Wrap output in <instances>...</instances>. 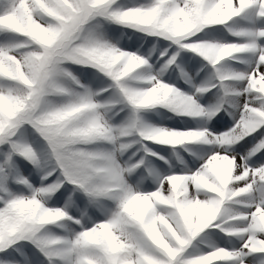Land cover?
I'll return each instance as SVG.
<instances>
[{"label": "snow or ice", "instance_id": "6c2138e0", "mask_svg": "<svg viewBox=\"0 0 264 264\" xmlns=\"http://www.w3.org/2000/svg\"><path fill=\"white\" fill-rule=\"evenodd\" d=\"M137 6H143L150 18L167 12L168 18L179 17L194 23V34L187 38L180 35L157 37L197 53L213 68L224 61L236 60L240 54L254 56L252 60L239 61L248 64L244 71L217 72L221 87L228 90L231 82H239L238 90L232 94L243 97L239 119L231 129L214 135L206 129L177 131L152 126L149 128L152 138L147 141L157 143L163 136L176 131L194 135L183 137V142L158 144L199 141L231 146L264 128V44L257 42L264 39V28L255 31L229 28L231 34L242 38L243 42L213 43L201 41L196 36L206 27L228 24L248 9H253L255 15L264 20V0H148ZM120 7L118 0H107L103 9L95 0H0V32L23 38L0 45V264H30L23 251L28 244L47 264H245L250 255H259L258 264H264V165L250 167L246 163L248 158L264 150V135L246 156L238 158L229 151H217L198 170L168 175L154 191H138L143 205L137 204L136 196L129 195L123 202L126 212L138 221L146 212L153 215L152 222L140 224L149 246L147 250L138 245L125 248L112 243L111 225L104 220L94 222L91 227L81 226L80 231L60 237V243H52V237L58 236L48 234L45 231L48 226L66 220L80 225V220L65 215L62 221L52 222L51 216L35 215L40 189L54 187L53 181L63 182L59 190L65 183L73 185L74 190L82 192L93 204L113 199L120 187H126L128 193L133 192L125 184V173L131 168L122 167L111 153L88 150L83 138L97 126L95 120L89 122L87 130H68L62 126L80 105L70 104L49 116L38 115L36 109L41 96L51 99L71 96L74 89L82 87L76 76L64 71L65 65L89 67L79 62V58L90 51L83 41L98 26L102 10L111 12ZM196 44H203L204 48L185 47ZM175 59L173 54L166 66ZM91 68L118 87L119 71L109 67ZM152 83L162 95L153 93L138 100L137 94H128L136 111L161 104L178 114L193 117L207 115L211 118L219 111L217 108L206 112L193 96L160 80ZM207 90L196 89L198 93ZM106 91L108 88H102L95 93L100 95ZM168 97H172L171 102ZM86 101L87 97L81 98L82 104ZM25 126L44 142L39 151L22 138ZM127 147V144H120L121 151ZM14 156L39 168L41 181L53 175L56 179L33 188L27 179L19 178L16 182L26 185L30 194H12L3 182L8 179L6 169L11 168ZM95 161H103L100 170L109 177L103 184L93 181ZM48 162L52 163L50 168ZM253 192L259 193L258 197ZM227 205H242L247 211H232ZM138 207L142 210L138 211ZM59 209L61 213L66 212L64 208ZM157 209L171 213L170 227L159 225L157 230ZM210 228L238 237L242 241L240 247H214L203 254L189 253L193 239ZM94 252L99 253L98 260Z\"/></svg>", "mask_w": 264, "mask_h": 264}, {"label": "rangeland", "instance_id": "374dc122", "mask_svg": "<svg viewBox=\"0 0 264 264\" xmlns=\"http://www.w3.org/2000/svg\"><path fill=\"white\" fill-rule=\"evenodd\" d=\"M147 2L148 0H118L122 6H133ZM100 25L101 30L110 38H121L119 44L121 48L137 52L148 59L149 65L146 68L148 74L156 76L161 82L175 87L185 95L193 96L206 112L219 109L216 115L211 118L207 115L193 117L178 114L167 107L157 105L135 111L136 118L142 123L177 131L206 129L217 135L231 129L239 119L243 97L232 94L233 91L238 90L239 82H231L230 88L226 90L221 87L217 72L221 70L244 71L248 64L239 61L252 60L254 59L253 54H240L236 60L224 61L221 65L213 68L197 53L188 49H180L170 41L140 33L133 34L126 28L103 20L100 21ZM229 28L234 31H255L264 28V20L258 18L253 9H248L238 17L233 18L228 24L206 27L196 36L201 41L213 43L243 42L242 38L232 35ZM129 36H132L131 40L128 39ZM22 39V37L12 33L0 32V45ZM257 42L264 44V39ZM161 52L165 54L161 56ZM173 54L176 55L175 61L166 66L167 60ZM65 67L77 77L81 84L89 86L95 92L102 88H108V91L95 97L98 101L108 103L118 99V90L112 86V81L95 69L75 64H66ZM201 87L208 90L198 93L196 89ZM52 99L59 100L60 97ZM108 115L111 124L126 125L133 116V109L126 102L110 104ZM262 135H264V128L231 146L207 144L199 141L186 142L181 145H162L143 140L137 135H131L120 138L119 143L127 144L128 147L115 155L117 162L122 167L132 169L125 173V182L128 186L133 191L151 192L156 190L161 179L168 175L188 174L198 170L207 158L217 151H229L236 154L238 158L246 156ZM22 138L38 151L43 148L44 142L30 127L25 126ZM87 147L111 149L112 146L107 142H100ZM13 161L11 168L6 169L8 179L3 183L8 191L14 195L30 194V189L26 185L16 182L19 178L27 179L33 188L40 187L42 184L46 185L56 179V175H53L47 180L41 181L42 172L39 168L19 156H14ZM246 163L250 167L264 165V150L248 158ZM47 166L50 168L52 163L48 162ZM69 193H73L70 200L68 199ZM253 195L258 197L259 193L253 192ZM47 206L64 208L68 216L80 220V225L66 220L60 222L59 225L48 226L45 230L50 235L65 237L80 231L81 226L91 227L94 222L104 220L105 209L111 208L113 204L106 199L99 204L90 203L88 197L82 192L74 190L73 185L65 183L59 191L47 200ZM227 207L232 211H247L242 205H227ZM241 243L242 241L238 237H231L218 229L210 228L193 239L188 252L196 255L206 253L214 247L238 249ZM23 251L30 264H47L45 258L31 244L26 245ZM259 260V255H250L246 258L245 264H258Z\"/></svg>", "mask_w": 264, "mask_h": 264}, {"label": "clouds", "instance_id": "9594fccd", "mask_svg": "<svg viewBox=\"0 0 264 264\" xmlns=\"http://www.w3.org/2000/svg\"><path fill=\"white\" fill-rule=\"evenodd\" d=\"M95 3L103 9L107 4V0H95ZM114 23L122 28L130 30L133 34L140 33L148 36L166 35L172 37L180 35L187 38L193 35L194 23L185 22L182 18H168L167 12H161L159 16L150 18L146 13L143 6H122L114 9L111 12L102 10L98 16V26L92 29V35L86 37L83 43L89 47L90 51L87 55L79 58V62L89 67H109L114 71L121 73L119 77L118 99L104 103L95 99L98 96L89 86L83 85L82 87L74 89L71 96L60 97L59 100L48 98L46 95L36 102L37 114L40 116H49L52 113L61 111L63 108L70 104L80 105L73 114L70 120L62 122V126L68 130L84 129L87 130L90 121L95 120L97 126L89 132L83 139L87 145H93L100 142H107L111 145V149L103 148H88L90 151L100 153H111L116 162V153L120 151V138L131 135H137L143 140L152 138V133L149 132L150 125L142 123L135 116L136 109L131 105L128 94H137V99H145L151 94L156 93L158 96L162 93H157V89L153 85V81L159 83V80L154 75L147 73L146 68L149 65L148 59L144 55L137 52L127 51L119 46L120 37L110 38L106 33L101 30L100 21ZM129 40L132 36L128 37ZM167 40V39H165ZM185 47H198L204 48L203 44L185 45ZM208 51H211L210 49ZM165 53L161 52L163 56ZM72 73L67 68L64 69ZM77 78V77H76ZM24 96V93H19ZM87 97L86 103H81V98ZM26 98V97H25ZM171 102L172 97H168ZM126 102L127 105L133 109V116L128 120L126 125L116 126L110 123V116L108 115L109 105L115 103ZM107 105V106H106ZM161 106L166 107L164 104ZM81 108L85 110H80ZM194 135V133L176 132L163 136L157 143H174L183 142L182 138L185 136ZM112 137L111 140L107 139ZM118 145V147H117ZM118 163V162H117ZM103 168V161L93 162V181L97 184H103L109 177L100 169ZM51 175V173H47ZM46 178V177H44ZM53 181V186H44L40 189V196L36 201L37 207L34 209L36 216H51L53 221L63 220L67 215L66 212L61 213L59 208L47 206V200L53 196L62 185ZM126 185H128L125 182ZM73 193H69L68 199L72 198ZM129 195L136 196L137 204L143 205L144 201L138 191L132 193L127 192L126 187H120L114 193V198L109 200L113 206L105 209L104 223L111 225L112 243L120 247L132 248L138 245L145 250L148 249V243L145 239V233L140 227V224H146L153 221L152 213L146 212L142 220H137L135 216L130 215L123 208V202ZM138 207V211H140ZM155 217L158 220L157 230L159 225L170 227L169 219L171 213L168 210H155ZM152 238V237H150ZM60 237H52V243H60ZM94 258L99 259V253H93Z\"/></svg>", "mask_w": 264, "mask_h": 264}]
</instances>
